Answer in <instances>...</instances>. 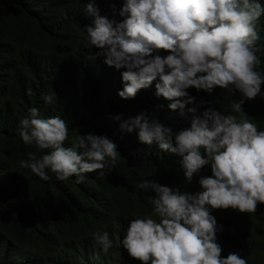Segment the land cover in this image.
<instances>
[{"label": "clouds", "instance_id": "1", "mask_svg": "<svg viewBox=\"0 0 264 264\" xmlns=\"http://www.w3.org/2000/svg\"><path fill=\"white\" fill-rule=\"evenodd\" d=\"M110 7L111 17L101 15L89 0L82 14L92 18L84 25L87 43L106 65L119 70L117 95L133 98L154 83L153 95L165 98L169 110L190 114V122L173 131L143 113L110 118L120 122L122 132L135 129L139 142L174 154L184 181L191 183L196 175L199 185L192 192L139 179L136 190H152L151 211L130 214L119 245L141 264H247L239 252L221 255L216 233L222 225L212 210L252 213L264 203V128L247 119L242 108L246 99H264V72L256 54L262 46L264 0H122L118 9ZM190 87L208 94L218 87L239 97L225 113L191 95ZM40 96L45 105L56 99L53 91ZM204 104L209 106L201 110ZM26 112L16 131L35 151L18 165L42 180L49 179V172L60 181L74 176L75 183L90 172L103 177L121 157L103 133L69 135L62 116L45 117L35 106ZM205 165L210 175H200ZM91 237L101 252L113 246L106 230L97 229Z\"/></svg>", "mask_w": 264, "mask_h": 264}, {"label": "trees", "instance_id": "2", "mask_svg": "<svg viewBox=\"0 0 264 264\" xmlns=\"http://www.w3.org/2000/svg\"><path fill=\"white\" fill-rule=\"evenodd\" d=\"M88 2L0 0V264H141L119 245L130 214L151 211L152 190H136V182L143 178L199 190L196 175L191 183L184 181L174 154L162 152L155 143L139 142L135 129L122 132L120 122L110 118L143 113L173 131L190 122V114L169 110L165 98L153 95L154 83L133 98L117 95L122 87L119 70L106 65L87 43L84 25L92 18L82 10ZM91 2L101 15L111 17L110 5L118 9L122 0ZM259 30L262 46L256 54L264 72V15ZM52 91L56 99L45 105L40 93ZM188 91L225 113L239 97L218 87L211 94L191 87ZM30 106L45 117L62 116L69 135L93 132L110 137L121 154L113 170L103 177L86 173L83 182L75 183L74 176L60 181L49 172V179L42 180L20 168L18 161L35 151L16 131ZM242 108L247 119L264 128V99H246ZM210 174V167L202 166L200 175ZM212 214L222 225L216 233L221 255L239 252L247 264H264V203L252 213L216 208ZM97 229L106 230L113 240L107 253L91 237Z\"/></svg>", "mask_w": 264, "mask_h": 264}]
</instances>
